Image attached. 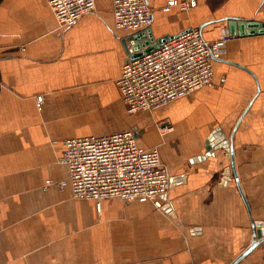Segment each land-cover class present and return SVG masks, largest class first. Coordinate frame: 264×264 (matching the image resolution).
<instances>
[{"label":"crops","instance_id":"crops-1","mask_svg":"<svg viewBox=\"0 0 264 264\" xmlns=\"http://www.w3.org/2000/svg\"><path fill=\"white\" fill-rule=\"evenodd\" d=\"M50 1L0 0V264H264L261 244L240 259L256 224L264 230V28L227 43L214 63L224 86L129 115L117 86L131 56L123 42L144 31L117 29L112 0L60 28ZM147 2L156 40L198 28L216 41L230 19L264 25V0H198L169 13L166 0ZM163 122L173 130L161 133ZM217 129L230 152L201 160ZM127 131L181 178L164 210L115 198L100 212L60 189L70 177L65 140Z\"/></svg>","mask_w":264,"mask_h":264},{"label":"built area","instance_id":"built-area-1","mask_svg":"<svg viewBox=\"0 0 264 264\" xmlns=\"http://www.w3.org/2000/svg\"><path fill=\"white\" fill-rule=\"evenodd\" d=\"M97 0H51L50 7L60 28H71L96 9ZM115 26L128 33L146 31L154 23V9L147 0H112ZM198 0H166L162 11L189 12L198 8ZM234 37L222 35L208 41L203 32L191 29L166 42L144 57L128 61L117 81L127 113L154 112L191 96L204 88L224 86L226 78L216 79L214 63L223 58L227 43ZM24 50V48H23ZM42 110L44 98L36 99ZM161 133L173 130L169 122L160 124ZM134 131L108 136L68 139L60 162L69 168V181L77 200L96 203L118 198L125 205L152 202L164 210L163 200L171 187L181 180L162 164L158 148L145 150L137 144ZM54 182L48 180L46 187ZM264 263V241L261 243Z\"/></svg>","mask_w":264,"mask_h":264},{"label":"water","instance_id":"water-1","mask_svg":"<svg viewBox=\"0 0 264 264\" xmlns=\"http://www.w3.org/2000/svg\"><path fill=\"white\" fill-rule=\"evenodd\" d=\"M228 29L231 37H236L237 35H243L242 30L243 28H249L251 30L254 29H260L264 28V25L258 24V23H246L241 22L238 19H230L228 20ZM263 33V32H260ZM255 32H252L251 35H254ZM170 38L164 37L161 39L156 40L152 34L151 28L147 29L144 32H141L137 35H134L132 37L127 38L124 40V46L127 51H129L130 60L129 61H135L138 60L145 55H148L159 48H161L166 42H168ZM128 43H131L132 48L129 50ZM229 141H227L226 136L223 134L221 129H217L213 135L210 137L209 141L207 142V155L202 157L201 160L206 159L207 157L214 155L215 151L219 150L220 148L225 149L227 152H230L229 150ZM232 154V170L234 173V176L238 182V174L236 171L233 153ZM258 227L257 234L254 239L253 245L249 248L248 251H246L240 259L247 256L249 253H251L253 250L259 247V245L264 241V230L262 229V224H256Z\"/></svg>","mask_w":264,"mask_h":264},{"label":"rangeland","instance_id":"rangeland-1","mask_svg":"<svg viewBox=\"0 0 264 264\" xmlns=\"http://www.w3.org/2000/svg\"><path fill=\"white\" fill-rule=\"evenodd\" d=\"M159 129H160V127H159ZM127 206V205H126Z\"/></svg>","mask_w":264,"mask_h":264}]
</instances>
